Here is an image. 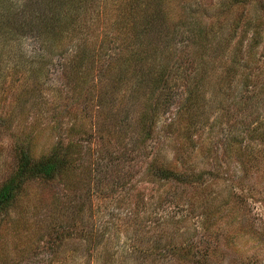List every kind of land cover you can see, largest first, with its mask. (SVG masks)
<instances>
[{"label": "trees", "instance_id": "trees-1", "mask_svg": "<svg viewBox=\"0 0 264 264\" xmlns=\"http://www.w3.org/2000/svg\"><path fill=\"white\" fill-rule=\"evenodd\" d=\"M174 1L0 0V85L4 87L6 83L14 85L22 82L23 89L18 95L19 102L24 101L29 95L36 97L40 93L41 78L47 76H44V72L47 63L52 60L45 55L34 54L28 57L23 49L26 35H37L42 50L47 54L53 53L52 55L54 51L57 52L61 48V43H64L63 38L76 41L80 37L83 41L77 46L80 52L75 58L79 55L78 59L64 60V74L67 76V87L70 91V95L64 98L61 104L64 110L58 111L60 107L58 105V108L57 106L54 108L56 111L52 108V111L50 109L45 112L46 116L49 115L48 120L52 122L45 127L54 134L53 144L44 152L38 151V146L43 142L40 138L41 133L38 132V130L42 132V129L38 126L27 135H16L12 138L17 167L14 173L0 185V264L17 263L12 254V248L9 249L7 244L10 235L18 239L23 238L21 234H25L35 239L32 244H29L28 249L27 247L22 249L20 256L32 253L33 257H36L46 248L45 242L48 237H45V234L36 229L38 234L28 235V232L35 229L31 228V224L23 223L28 213L13 216L19 201L29 192L28 190L42 188L54 190L62 186L65 189H71L72 179H76V183H79L78 178H84L94 172L95 166L92 170L91 154L87 150L90 148L89 142L93 135L91 132L93 128L89 129V126L93 124L94 118L88 112L85 101L88 99L94 102L95 97L99 99L95 102L101 107L96 120L100 129L105 130L104 127L108 125L115 128L114 132L127 133L128 128L124 127L123 122L128 121V124L135 128L137 142L143 145L144 150H148L156 120L162 111V99L167 91L168 81L180 71V64H182L180 61L183 60L180 57L190 58L188 54L193 52L194 48L196 50L201 48V53L209 55L213 61H216L214 68L211 69L212 81L209 80V67L202 66L201 58V62L195 61L196 66H201V69L197 68L189 75L184 109L180 111V117L184 120L179 118V122L170 128V131L176 134L175 161L177 164L173 166L168 162L154 160L148 165L146 174L150 182L156 183L161 189L166 183L172 181L202 185L207 181H205L206 175L215 178L211 173L190 167L192 164H189V158L182 152L184 150L188 152L189 146L195 148L197 143L194 136H197L205 127V121H210L205 115L206 96L209 92L206 90L209 88L208 81H211L213 88L215 87L213 81H216L217 86L219 84L217 95L223 97L221 105L226 106L225 103L229 98L223 92L225 84L229 83L232 86L236 79H241L246 85L241 91L244 92L245 89L248 90L253 86L249 83L250 76L254 74L252 69L259 70L263 67L264 70V52L261 53L264 44V0H214L209 4H207L208 0H190L198 13L189 16L188 18L192 21L183 23L184 26L178 28L173 25L175 16L169 7L170 2ZM95 3L99 16L104 17L105 25L101 36L98 35L96 40H90L87 34H84L83 28L78 26L77 20L86 16L90 6H95ZM101 4L104 5L103 10L100 9ZM203 16H207L208 24L201 22ZM184 33L186 35L191 33L192 36L194 35L193 39L190 41ZM171 34L174 37L172 40H170ZM156 35L161 37L166 35V39L162 38L159 43L160 49L157 50L159 55H156V52L153 55L152 46H150V40ZM182 35L187 39L186 45L180 47L175 39H179ZM110 43H113L116 49L110 51ZM173 59L177 60L171 62ZM243 68L251 69V74L248 69L246 71ZM103 83L110 85L108 98L105 97V91L101 88ZM127 93L135 100V106H137L138 114L135 119L128 118L129 115L124 117L120 115L121 105L124 99H127ZM257 97L258 94L255 93L249 99ZM6 101L3 98L0 103L6 105ZM33 103L43 111L41 100ZM82 110H85L86 114L78 115ZM15 112L14 109L7 117H4V123L8 121L12 123L15 119L12 115ZM187 114L194 121L190 119V122L186 123ZM61 117L67 118L66 123L60 119ZM65 127H67L66 133ZM247 136L253 144L264 146V121L254 126ZM234 138L230 141L235 144L240 138L236 140ZM262 151L264 152V149ZM179 165L183 166L179 168ZM239 181L242 180L239 179ZM79 186L75 187L79 188ZM237 188L244 190L240 185ZM253 189L255 194L252 198L259 200L256 189ZM39 192L35 193L36 197ZM229 195L231 198L239 196L235 187ZM233 200L235 202L230 208L229 203L232 200H227L229 203L226 201L222 209L214 208L204 201L203 229L214 235L215 231L212 227H215L217 223L226 222L232 225L239 221L238 215L243 209V200L239 197ZM27 226L28 230H26ZM250 231L254 232L252 228ZM258 233L256 232V235ZM256 235L246 234L254 239L256 246H261L263 239L256 238ZM88 236L85 242L90 243L87 248L91 257L90 262L96 256L97 264H135L136 261H131L134 256L138 258L140 256L141 259L147 260L143 262L149 261L152 264H189L196 259L194 245L185 246V243L165 245L159 241L145 248L139 244L133 245L129 249H124V253L129 252L128 255L116 258L111 254L112 245L107 239L109 238L107 231L98 228L95 231H89ZM225 237L226 245L236 250L238 235L229 231ZM56 246L57 244L52 246L55 254L49 264L57 263L60 259L59 247ZM208 246L211 249V254L208 255L211 259L225 255L217 246V248ZM74 251L78 252V250ZM206 255L207 253L204 256ZM74 264H79L77 256Z\"/></svg>", "mask_w": 264, "mask_h": 264}, {"label": "rangeland", "instance_id": "rangeland-1", "mask_svg": "<svg viewBox=\"0 0 264 264\" xmlns=\"http://www.w3.org/2000/svg\"><path fill=\"white\" fill-rule=\"evenodd\" d=\"M208 1L207 4L214 0ZM90 7L89 13L79 18L77 23L81 29L83 28L88 39L96 40L98 35L101 36L105 20L101 17L102 15L99 16L96 3L95 6ZM169 7L175 16L173 25L177 28L184 26L183 23L191 22L192 19L188 17L198 13L190 0H175L173 3L170 2ZM103 8L104 5L101 4L100 9L103 10ZM202 21L208 24L207 16L201 17ZM186 36L191 41L194 35L188 33ZM186 36L176 38L175 42H179V46L183 47L186 45ZM162 38L165 40L166 35L162 37L156 35L150 40L153 55L155 52L159 55L157 50L160 49L159 43ZM172 39L174 37L171 34L170 40ZM62 40L64 43H61V48L57 52L53 50L54 55H52L53 53L47 54L42 50L37 35L25 37L23 49L28 57L36 54L52 59L47 63L44 72V76H47L44 77L45 79L41 78L40 95L36 97L29 95L24 101L19 102L18 95L23 89L22 82L14 85L6 83L4 87L0 85V100L3 98L7 100V106L0 103V185L14 173L17 167V160L12 149L14 136L27 135L38 126L42 129V132L40 130L38 132L41 133V141L43 140L38 146V151L44 152L53 144L54 134L45 127L52 122L48 120L49 115L46 116L45 112L50 109L52 111L55 106L58 108V105H60L58 111L64 110L61 104L64 98L70 95L67 76L64 74V60L73 58L77 60L79 55L76 58L75 56L80 52L77 46L83 42L80 37L76 41L67 38ZM110 49L112 51L116 49V46L110 43ZM195 50L196 48L188 54L190 58L180 57L183 59L180 61L182 64L179 62L180 71L168 81L167 91L162 99V111L156 120L148 150H144L143 145L137 142L135 128L131 127L128 121L123 122L124 127L128 128L127 133L114 132L115 128L108 125L104 127L105 130L100 129L96 120L101 107L95 102L99 99L95 97L94 102L88 99L85 101L88 112L94 118L93 124L89 126V129L93 128L91 131L93 135L89 142L90 148L87 150L91 154V169L93 170L95 166V170L91 175L78 178L80 184L76 183V179H72L71 189H65L62 186L54 190L43 188L28 190L29 192L19 201L13 216L28 213L23 223L31 224V228H35L31 230L32 232H28V235L38 234L37 229L48 238L45 242L46 248L40 254L37 253L38 256L33 257L32 253L20 256L22 249L24 247L28 249L29 244H32L35 239L25 234H21L23 238L18 239L10 235L7 244L9 249L12 248V254L17 260L16 264H49L55 254L52 251V246L55 244L59 247L60 259L54 264H74L76 256L79 258V264H88L91 260L87 252L90 243L85 241L89 237V231H95L98 228L107 231V237H109L107 239L112 245L111 254L116 258L128 255L129 252L124 253V249H129L133 245L139 244L145 248L159 241L165 245L168 243L194 245L196 259L189 264H264V152L262 151L264 146L255 145L247 138L254 126L264 121V70L263 67L259 70L252 69L254 74L250 76L249 83L253 86L248 90L245 89L244 92L241 91L246 85L241 79H236L232 86L229 83L225 84L223 92L229 100L225 103L226 106H222L223 97L217 95L219 84L217 86L216 81H213L215 87L211 85V69L214 68L216 61H213L209 55L201 53V48L196 52ZM262 52H264V44L261 48ZM63 53H65L64 56H62ZM200 58L203 60L202 66L209 67L211 81H208L209 88H206L209 92L206 96L205 115L210 121H205V127L197 136H194L197 143L195 148L189 146L188 152L184 150L182 153L189 158V164H192L190 167L211 173L215 178L206 175L205 181L209 182L206 181L202 185L172 181L166 183L161 189L159 185L148 179L147 167L154 160L177 164L175 161L176 134L170 131V128L181 118L180 111L184 109L189 75L191 72L194 73L195 69H201V66H196L197 61L201 62ZM176 60L173 59L171 62ZM247 69L243 68L246 71ZM252 70L248 69V72L251 74ZM103 85L101 88L104 89L105 97L108 98L110 85L108 83ZM255 93L258 97L249 99ZM126 95L127 99H124L121 105L120 115L123 117L129 115L128 118L135 119L138 114L135 100L128 93ZM36 100H41L43 103V111L33 103ZM12 109L16 110L12 115L15 117L14 121L4 123V117H7L13 111ZM83 114H86L85 110L78 113V115ZM60 119L64 123L67 121L64 117ZM181 119L184 120V118ZM190 119L191 116L187 114L186 123H189ZM191 120L194 121V119ZM66 129L67 127H65V133ZM233 137L235 140L240 139L234 144L230 141ZM252 145L255 146L252 147ZM182 166L179 165V168ZM77 185H80L79 188L75 187ZM239 185L244 190H238ZM234 187L239 196L231 198L229 193ZM253 188L256 189L259 200L252 198L255 194ZM38 191L40 192L36 197L35 193ZM238 197L243 200V209L238 215L239 221L232 225L226 222L217 223L215 227H212L217 237L203 229L204 201L214 208L222 209L227 200H232L230 203L227 201L230 208L235 202L233 199ZM28 228L27 226L26 230ZM251 228L255 234L250 231ZM229 231L239 237L236 241L238 245L236 250L226 245L225 236ZM256 232H259L258 235ZM247 233L256 235V238L261 237L263 244L256 246L254 239L246 236ZM208 245L217 246L225 255L211 259V256H208L211 254ZM206 253L207 255L204 256ZM131 261H136L135 264H152L149 261L143 262L147 260L141 259L140 256L139 258L134 256ZM89 264H97L96 256Z\"/></svg>", "mask_w": 264, "mask_h": 264}]
</instances>
